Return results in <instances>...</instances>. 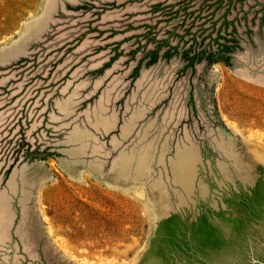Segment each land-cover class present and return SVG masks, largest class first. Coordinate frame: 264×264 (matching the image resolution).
Segmentation results:
<instances>
[{
  "label": "rangeland",
  "instance_id": "374dc122",
  "mask_svg": "<svg viewBox=\"0 0 264 264\" xmlns=\"http://www.w3.org/2000/svg\"><path fill=\"white\" fill-rule=\"evenodd\" d=\"M0 264H264V0H0Z\"/></svg>",
  "mask_w": 264,
  "mask_h": 264
},
{
  "label": "trees",
  "instance_id": "16d2710c",
  "mask_svg": "<svg viewBox=\"0 0 264 264\" xmlns=\"http://www.w3.org/2000/svg\"><path fill=\"white\" fill-rule=\"evenodd\" d=\"M217 59H219V58H217V57H212V56H209V60H217Z\"/></svg>",
  "mask_w": 264,
  "mask_h": 264
}]
</instances>
